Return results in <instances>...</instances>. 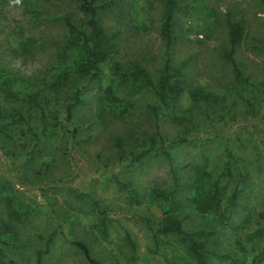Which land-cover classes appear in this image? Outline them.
Masks as SVG:
<instances>
[{"label": "rangeland", "instance_id": "rangeland-1", "mask_svg": "<svg viewBox=\"0 0 264 264\" xmlns=\"http://www.w3.org/2000/svg\"><path fill=\"white\" fill-rule=\"evenodd\" d=\"M173 40L166 47L159 33L162 0H113L102 15L116 35V58L144 67L151 77L163 69L167 53L171 69L182 65L181 94L167 108L152 110L149 91L123 96L120 103L101 99L98 85L80 80L83 103L67 117L73 89L46 92L43 110L4 97L0 91V238L2 225L12 224L16 249L5 247L15 264H89L69 242H85L102 264H195L170 236H154L162 211L151 189L169 190L173 174L161 154L130 160L156 135L170 152L176 174L188 177L187 165L200 154L217 171L229 148L237 165L235 178L246 174L244 190L227 223L183 207L186 230H215L218 249L229 255L209 264H252L264 260V5L261 0H178ZM73 8L72 0H22L10 6L0 0V66L14 72L18 91L42 90L41 80L63 40L58 18ZM241 24L243 35L234 58L247 81L237 80L223 53L229 46L228 22ZM36 39L30 54L19 51L17 37ZM110 64V63H109ZM108 71V65L104 67ZM193 93H198L194 99ZM45 95V96H46ZM119 138L125 156L118 157ZM159 141L155 147L160 150ZM235 178L226 184L231 188ZM132 182L135 203L116 180ZM13 198L14 219L7 198ZM181 213V212H180ZM104 222L107 235L102 230ZM128 231L132 257L123 239ZM55 233L49 253L36 252ZM233 260V261H232Z\"/></svg>", "mask_w": 264, "mask_h": 264}, {"label": "trees", "instance_id": "trees-1", "mask_svg": "<svg viewBox=\"0 0 264 264\" xmlns=\"http://www.w3.org/2000/svg\"><path fill=\"white\" fill-rule=\"evenodd\" d=\"M6 1V0H3ZM113 0H72L73 8L66 14L58 17L64 28L62 43L60 44L54 59L51 61L44 77L41 80L42 90L18 91L17 84L19 77L12 71L0 66V91L4 97H11L25 103L30 109L43 110V104L47 101V95L43 93H59L65 87L73 89L70 95V102L66 106L67 117L72 114L75 105L83 103L81 98V87L78 85L80 80L94 82L98 85L101 99L112 105L120 103L123 96L141 91H149L157 100V105L152 106L154 115L157 107L167 108L169 104L181 94L180 77L182 76V65L176 69H171L169 64V54L163 69L157 77H151L149 72L140 65L132 67L126 66L116 58V35L110 33L104 26L102 15L108 11ZM264 5V0H261ZM163 11L160 20L159 33L169 47L173 40L174 14L179 5L178 0H162ZM229 46L223 53L224 58L232 65L237 80L247 81L242 71L239 69L235 58V48L240 43L243 29L240 23L228 22ZM17 37L19 51L22 54H30L36 45L33 37ZM110 63V64H109ZM108 65V71L104 67ZM194 99L198 93H193ZM159 141V148L155 144ZM117 147L119 158L125 156V147L119 138L114 140ZM162 141L159 136L153 137L148 146L137 154L130 152V160L138 162L142 158L154 152L166 158L169 169L173 174V185L169 190L151 189L150 195L155 202L159 203L162 216L159 218L156 228L153 229L154 236H170L177 240L187 251L195 264H209V260L229 259V255L219 251L215 230H186L183 222L185 216L182 215V208L188 207L199 215H213L218 223H227L233 209L237 206V201L244 190L246 174L239 171L237 177L233 175L232 166L238 164V160L232 151L225 147L223 150V160L217 174H213L214 167L210 165L208 157L200 154L198 159L188 162V177L184 180L175 171L173 158L170 152L161 149ZM214 171H217L215 168ZM235 178L234 185L229 188L226 182L230 178ZM119 188L125 190L127 197L140 203L139 192L133 187L132 182L116 180ZM7 206L11 210L10 214L14 219L21 215L20 208L13 210V198H7ZM15 207V206H14ZM181 212V213H180ZM263 221L262 226L256 231V235L264 238V210L260 211ZM104 235H107V227L102 222ZM12 224L2 225L0 238V264H15V260H5L6 253L4 248L15 250V233ZM55 233H50L44 243V248L36 252V259L40 261L42 257L49 253L50 246L54 241ZM123 239L131 256L135 255V244L128 231H124ZM83 255L89 264H102L90 251L89 246L81 240L69 242ZM233 261V260H232ZM173 264V263H169ZM252 264H264V260Z\"/></svg>", "mask_w": 264, "mask_h": 264}, {"label": "clouds", "instance_id": "clouds-1", "mask_svg": "<svg viewBox=\"0 0 264 264\" xmlns=\"http://www.w3.org/2000/svg\"><path fill=\"white\" fill-rule=\"evenodd\" d=\"M10 6H21L22 0H9Z\"/></svg>", "mask_w": 264, "mask_h": 264}]
</instances>
